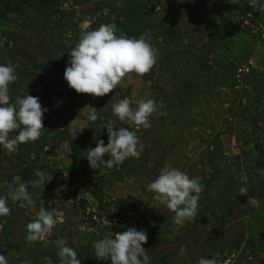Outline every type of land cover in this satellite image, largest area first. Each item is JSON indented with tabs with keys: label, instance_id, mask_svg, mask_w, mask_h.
Here are the masks:
<instances>
[{
	"label": "rangeland",
	"instance_id": "1",
	"mask_svg": "<svg viewBox=\"0 0 264 264\" xmlns=\"http://www.w3.org/2000/svg\"><path fill=\"white\" fill-rule=\"evenodd\" d=\"M121 1L67 0L58 2L45 14L42 12L48 15L44 19L53 20L56 10L68 8L67 16L76 29L74 52L88 42L93 43L96 37L103 44L84 80L80 79L79 65L69 57L62 59L59 69L48 67L40 74L51 86L55 106L63 112V118L67 93L74 82H81L82 95L74 100L71 115L67 116L73 137L83 133L90 117L100 118L101 113L122 103L129 105L133 123L127 125L137 131L139 142L154 146L158 158L156 172L147 169L139 178L121 182L112 180L104 170L87 174L73 200L65 191L70 183L69 149L66 144L53 151L45 148L39 163L47 172L38 176L25 195V215L35 224L26 232L30 247L42 250L51 243L59 255L63 253L59 247L66 243L78 250H96L111 244L115 226L125 228L135 221L142 244L134 239L145 250L140 264H264V228L247 217L229 223L224 231L223 240L231 248L229 254L225 250L210 252L200 243L182 240L184 230L189 231L186 223L192 220L201 196L193 197L187 191L193 188L201 172L206 175L210 171L202 163L206 144L202 140L209 142L210 135L218 134L223 152L221 167L236 173V158L239 162L253 159L248 142L250 116L257 119L259 128H264V0H142L151 11L152 28L135 43L144 54L145 67L155 71L152 80H147L144 72L134 66L118 40L119 32L111 27L114 10ZM40 14L29 12L28 17ZM19 20V16L10 15L0 24V37L15 31ZM162 25L177 31L179 39L177 48L169 44L164 54L170 51L171 58L188 70L190 66H185V61L190 65L195 55L206 57L211 65L230 63L237 68L238 85L198 96L188 109L178 110V115L169 112L168 77L153 63L157 58L154 50L147 48L150 38L168 43L159 29ZM191 73L189 70L188 76ZM89 189L101 191L108 204L98 210ZM42 194H48L45 204ZM81 200L85 215L91 213L89 218L78 208ZM254 215L264 222V204ZM16 234L0 215V263L14 256L18 247ZM150 235L156 241L146 243L144 236ZM10 243L13 244L9 247ZM170 253L173 256H168Z\"/></svg>",
	"mask_w": 264,
	"mask_h": 264
},
{
	"label": "trees",
	"instance_id": "2",
	"mask_svg": "<svg viewBox=\"0 0 264 264\" xmlns=\"http://www.w3.org/2000/svg\"><path fill=\"white\" fill-rule=\"evenodd\" d=\"M62 1L67 0H0V24L10 15L20 18L15 31H7L0 37V215L9 230L17 233L18 241L14 256L4 258L0 264H43L45 260L49 264H140L145 258V250L135 241L138 239L141 243L135 221H132L134 225L125 228L116 229L115 226L111 231V244L96 250L87 247L78 250L66 243L59 247L63 250L59 255V250L51 243L42 250L30 247L28 243L26 232L35 224L25 215V195L38 176L47 172L46 167L39 163L45 148L53 151L60 144H66L69 149L70 183L65 191L73 200L87 174L104 170L112 180L121 182L139 178L147 169L155 174L158 160L154 146L139 142L137 131L127 125L133 123L130 120L132 113L129 105L123 103L101 113L100 118L90 117L81 135L73 137L70 134L67 116L71 115L74 100L82 95L81 82H74L68 91L66 117L63 118V112L55 106L52 88L40 72L48 67L59 69L62 59L69 57L79 65L80 79L84 80L92 62L99 57L103 40L96 37L93 43L88 42L74 52L76 29L75 23L67 16L68 8L56 10L53 20L49 17L44 19L43 16L48 15L42 14ZM35 11L42 17H28L29 12ZM150 12L142 0H122L111 21V27L119 32L121 46L147 80L153 79L155 71L145 67L144 54L135 42L152 28ZM159 29L168 38V43L150 38L147 48L154 50L157 58L153 63L157 64L163 76L168 77L169 112L178 115V110L188 109L198 96L216 88L238 85L240 81L236 78L234 65H211L206 57L200 55H195L190 65L185 61V66H190L192 71L188 76L189 70L171 58L170 51L165 54L163 51L169 44L177 48L178 32L165 25ZM240 106L245 109L244 104ZM173 121L176 126V121ZM257 122L254 116H250L247 123L253 159L239 162L236 158L237 174L231 173L229 167H221L223 152L218 134L210 135L209 142L202 140L206 143L202 163L204 161L203 166L206 165L210 171L206 175L201 172L193 188L187 191L193 197L201 196L197 202L199 207L192 212V220L186 223L189 231L184 230L183 241L200 243L210 252L225 250L229 254L231 248L223 240L229 223L247 217L264 228V222L254 215V211L264 204V128H259ZM195 188L198 189L193 192ZM87 192L98 210L108 204L102 199L101 191L89 189ZM41 196L45 204L48 194ZM79 203L83 216L89 218L91 213H84V201ZM126 231L132 234L127 235ZM144 237L148 241L146 243L156 241L151 235Z\"/></svg>",
	"mask_w": 264,
	"mask_h": 264
}]
</instances>
